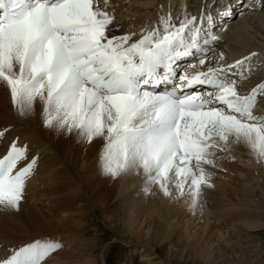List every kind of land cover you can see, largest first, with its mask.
Returning <instances> with one entry per match:
<instances>
[{
	"label": "snow or ice",
	"instance_id": "snow-or-ice-1",
	"mask_svg": "<svg viewBox=\"0 0 264 264\" xmlns=\"http://www.w3.org/2000/svg\"><path fill=\"white\" fill-rule=\"evenodd\" d=\"M243 3L225 0L213 14L206 0L196 12L168 0L155 21L125 31L109 0H0V85L18 116L39 115L83 144L101 141L102 174L142 175L145 194L155 187L195 212L232 145L264 164V76H254L264 50L231 62L218 51L223 18ZM37 164L27 144L10 142L0 157V207L19 210ZM62 247L34 239L0 264H48Z\"/></svg>",
	"mask_w": 264,
	"mask_h": 264
},
{
	"label": "bare ground",
	"instance_id": "bare-ground-1",
	"mask_svg": "<svg viewBox=\"0 0 264 264\" xmlns=\"http://www.w3.org/2000/svg\"><path fill=\"white\" fill-rule=\"evenodd\" d=\"M257 1L260 3V0ZM109 2L118 5L116 18L123 23L125 31H138L146 21H155L158 7L168 4V0ZM204 2L187 0L192 12L199 10ZM206 2L212 6L215 14L225 0ZM236 8H241V5L235 7L233 13ZM240 13L244 17L234 21L228 19L227 30L220 33L222 40L218 51L224 52L230 62L250 51L264 50V10L246 6ZM254 76H264V68L256 71ZM4 128L9 131L0 138V157L5 154L10 142L18 138V144L28 145L29 157H38V164L27 181L25 197L19 210L0 207V258L9 254L13 246L39 238H54L61 241L63 247L46 258L48 264H92L85 256L93 250L95 242L81 239L79 234L82 231L79 229L86 224L78 209L79 205H83L76 197L80 192L92 195L93 203L91 199L88 201L91 206L104 207L112 201L117 205H112L114 211L104 216L105 222L115 227L116 231L118 229L127 239L133 240L140 247L142 258L147 263L153 258L149 243L156 247V240L166 241L168 252L165 255L170 259L180 260L183 256L184 251L174 249V244L179 246L176 243L180 241L183 248L199 250L205 258V255H213L214 244L217 240H225L227 233L230 241L243 236L240 227L229 225L217 217H227L229 201L242 200L243 205L249 208L255 206V200L251 198L254 195L253 188L245 183L256 181L255 187H259L260 193L264 195V164H258L254 156L233 162L228 158L218 161V167L211 169L214 172V187L204 189L202 207H198L195 212L189 209L185 201L169 199L155 187L154 194H145L142 190V175L129 173L114 179L102 174L99 167L101 141L83 144L78 142L75 134L61 135L44 127L39 115L30 118L18 116L8 91L0 85V130ZM240 150L249 149L232 145L231 151ZM83 167L84 171H77ZM223 174L236 176V179L245 182L231 181V192L227 193L220 186ZM223 186L225 188V183ZM239 190L244 192V195L241 193L242 197L236 196ZM69 201H73L74 205L66 210L63 205ZM253 220L244 218L242 224L247 228L249 225L253 227Z\"/></svg>",
	"mask_w": 264,
	"mask_h": 264
},
{
	"label": "rangeland",
	"instance_id": "rangeland-1",
	"mask_svg": "<svg viewBox=\"0 0 264 264\" xmlns=\"http://www.w3.org/2000/svg\"><path fill=\"white\" fill-rule=\"evenodd\" d=\"M221 155L224 156L223 159L228 158L229 161L232 162L238 159H251L253 157L250 150H240L238 152L232 151L231 156H228L227 154ZM83 169L84 167L82 169H78L77 171ZM236 178L238 177L223 174L220 182V186H222L221 188H223L225 192L230 193L229 183L245 182L243 180L239 181ZM224 183L225 188L223 186ZM249 183L247 181L245 184H248L249 188H253L254 195L251 198L253 201L255 200V206L253 208H249L247 205H243L242 200L236 201L237 203L235 201H229V207L227 208V213H229L227 214V217H223V219L220 218V216L217 217L229 225L240 227V233L243 235L241 238L239 236L230 241L227 233L225 240H217L216 245L214 244L212 250L215 251L213 255H205V258H203L204 256L199 252V250L196 251L187 247L183 248L182 242L180 241L179 243H176L179 244V246L174 244V249L184 251L180 260L166 257L165 254L168 252L166 249L168 246H165L166 241L159 242L156 240L157 248L154 247V244L149 243L151 247L150 250L153 252V258L149 261V263L144 261L142 253L139 251L140 247L135 245L133 240L127 239L128 237L126 238L123 236L118 229L116 231L115 227H110L105 222L104 216L110 211H114L113 208L117 205H115L112 201V203H108L104 207H100L99 205L91 206L93 203L92 195H85L83 192H80L81 194L79 193V196L76 197H79L78 199L83 203V205H79L78 209L80 208V214H83L82 218L85 220L86 224L84 227L79 229L82 230L79 234L80 237L82 236L81 239H86L90 243L93 241L95 242L93 250L85 256L87 258L86 260L91 261L92 264H264V195L260 193L259 187H255L256 181ZM237 193L239 194L236 195L237 197L240 195L242 197L244 195V192H241L240 190L237 191ZM246 197H248V195ZM72 198L73 197H71V199ZM90 199L91 204L88 202ZM72 204L74 205L73 201H69L63 206L67 210L69 206H72ZM112 205L115 206L113 207ZM247 217H249L250 220L254 219L253 221H255V223L252 221L253 224H251L253 227H250L249 225L247 228L242 224L243 219ZM225 219L228 221L226 222ZM14 244L15 243H12V245ZM152 247L155 249H152Z\"/></svg>",
	"mask_w": 264,
	"mask_h": 264
}]
</instances>
